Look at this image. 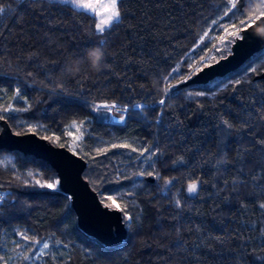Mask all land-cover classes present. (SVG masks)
<instances>
[{
  "label": "trees",
  "instance_id": "obj_1",
  "mask_svg": "<svg viewBox=\"0 0 264 264\" xmlns=\"http://www.w3.org/2000/svg\"><path fill=\"white\" fill-rule=\"evenodd\" d=\"M225 3L122 0L121 19L100 34L93 14L68 3L0 0V116L13 133L66 148L65 127L81 124L83 179L104 206L112 195L132 217L125 223L120 211L125 239L102 245L77 227L47 162L0 149V194H9L0 264L18 232L66 248L42 264H264V48L223 77L181 86L229 53L231 43L200 63L238 20L224 15ZM93 48L104 53L98 72L86 63ZM77 58L83 71L67 75ZM168 83L176 87L165 96ZM102 103L127 109L126 119L111 123Z\"/></svg>",
  "mask_w": 264,
  "mask_h": 264
},
{
  "label": "water",
  "instance_id": "obj_2",
  "mask_svg": "<svg viewBox=\"0 0 264 264\" xmlns=\"http://www.w3.org/2000/svg\"><path fill=\"white\" fill-rule=\"evenodd\" d=\"M257 25L264 26V21H258ZM248 33L257 38L245 40L232 38L229 53L225 55L227 58L224 56L203 66V71H200V68L181 83V86L205 84L238 69L248 58L264 48V42L258 38L261 34L257 26L249 28ZM241 35L247 36V33ZM258 78L264 79V71ZM92 110L91 113L95 116L96 110ZM0 149L19 151L47 162L56 173L59 190L70 199L79 230L106 247H113L123 242L126 237V227L121 212L104 206L83 179L82 172L86 162L82 157L66 147L50 144L35 133L17 135L4 120H0ZM148 179L150 182H155V177L152 175L148 176Z\"/></svg>",
  "mask_w": 264,
  "mask_h": 264
},
{
  "label": "snow or ice",
  "instance_id": "obj_3",
  "mask_svg": "<svg viewBox=\"0 0 264 264\" xmlns=\"http://www.w3.org/2000/svg\"><path fill=\"white\" fill-rule=\"evenodd\" d=\"M49 3H59L60 0H48ZM71 2L76 5L77 7L84 8L86 10L92 11L95 15L101 16V20L99 23L96 24V30L98 33L103 34L105 31L109 29V27L116 21H119L121 19L122 13L120 11V5L122 4V0H107L106 3H103L100 5V10H96V6L93 2H90V0H71ZM99 0H97V3ZM237 4H239V7H237ZM253 0H226L225 3V8L226 11L224 12L225 16H229L231 14V17H236L238 20L234 21L230 25H228L225 28V34L227 37L233 38V39H239V40H245L248 38H257V37H252L251 33H248V29L252 28L253 26L258 27V31L260 32V37L262 42H264V26H258L257 22L258 21H264V0H256V7L252 8ZM245 6H248L252 8L251 14L245 15L243 9ZM5 12V8L3 5H0V14H3ZM231 29V30H229ZM242 33H247V36L241 35ZM205 36L208 35L206 32L204 34ZM222 42L225 41V37L222 36L219 38ZM105 41L101 40L100 44H104ZM227 43H231V40H229ZM227 46V45H226ZM220 51V49H217ZM223 55V53H222ZM225 58H227L225 56ZM203 59V58H202ZM200 71H203V68L200 69ZM172 74L169 73V76ZM176 85H173L171 83H168L166 89H165V96H167L172 88H175ZM17 92H19V89H16ZM197 95H204V93H197ZM160 105L165 104V100L161 99L159 101ZM101 109H103L106 113L107 112H118L122 113L124 111H127V109H121L118 105L112 104V105H100L99 106ZM134 107H142L139 105H134ZM8 109H4V111H7ZM4 117L0 116V120H3ZM126 119L124 115L119 116V121L123 122ZM228 127H231L230 124H228V121H224ZM19 135V133H17ZM115 146V145H114ZM120 147H128V145H119ZM135 151V149H133ZM155 154V153H153ZM143 175V173H141ZM148 175H152V173H148ZM39 183V181H37ZM58 183V182H57ZM166 183H171V181H166ZM46 187L49 189H54L56 187L55 183H47ZM197 187L198 184L197 182H192L188 185L187 191L189 193H196L197 192ZM7 195L9 194H0V201H3L6 199ZM107 201H110V204H105L106 207L110 209H115L118 211H121L124 213V222L128 223L132 220V217L125 211V209L121 208V205L117 203V200L112 196L109 195L106 197ZM102 204L105 203L104 200L101 201ZM176 206L179 207L180 203L179 201L176 202ZM261 209H264V203H261L259 205ZM264 235V233H262ZM25 240H28L29 237L24 236L23 237ZM36 243H39V241H36ZM49 248L48 243L43 244V249ZM258 259H264V257H258Z\"/></svg>",
  "mask_w": 264,
  "mask_h": 264
},
{
  "label": "rangeland",
  "instance_id": "obj_4",
  "mask_svg": "<svg viewBox=\"0 0 264 264\" xmlns=\"http://www.w3.org/2000/svg\"><path fill=\"white\" fill-rule=\"evenodd\" d=\"M60 2L68 3L76 9L84 10L93 14L96 18V24L100 22L101 16L95 15L92 11L86 10L84 8L77 7L74 5L71 0H60ZM96 6V10L102 11L100 5L106 3L107 0H90ZM224 36L225 41H221L219 38ZM214 37V36H213ZM216 40V50L212 53L208 54L205 58H203L200 63L207 64L208 61L216 57L217 49H226L230 43H227L229 40L232 41V38L227 37L225 31L219 33L215 37ZM227 45V46H226ZM100 105H112L102 103ZM109 113V120L112 121H119V116L124 115V112L118 113L115 111L108 112ZM65 137L68 139V148L73 153L78 152L81 147V140H82V127L81 124L77 123H70L65 127L64 130ZM189 193V192H188ZM192 194V193H189ZM26 236L25 234L18 232L17 239L10 244V247L4 250L3 255L1 257V264H42L43 257L46 254H51L53 257H64L66 255V248L59 243L51 244L48 240L39 241L36 243V240L28 239L25 240L23 237ZM49 244V248L43 249L44 243Z\"/></svg>",
  "mask_w": 264,
  "mask_h": 264
},
{
  "label": "clouds",
  "instance_id": "obj_5",
  "mask_svg": "<svg viewBox=\"0 0 264 264\" xmlns=\"http://www.w3.org/2000/svg\"><path fill=\"white\" fill-rule=\"evenodd\" d=\"M86 63L89 69L93 71H100L104 64V53L99 48L89 49L86 54ZM85 60H81L79 58L70 60L68 65L65 68V73L67 75H78L83 71V65Z\"/></svg>",
  "mask_w": 264,
  "mask_h": 264
},
{
  "label": "built area",
  "instance_id": "obj_6",
  "mask_svg": "<svg viewBox=\"0 0 264 264\" xmlns=\"http://www.w3.org/2000/svg\"><path fill=\"white\" fill-rule=\"evenodd\" d=\"M111 123H122V122H120V121H112V119H111Z\"/></svg>",
  "mask_w": 264,
  "mask_h": 264
}]
</instances>
